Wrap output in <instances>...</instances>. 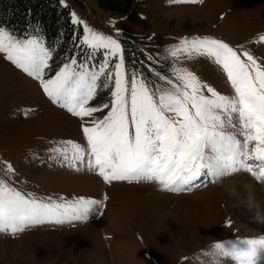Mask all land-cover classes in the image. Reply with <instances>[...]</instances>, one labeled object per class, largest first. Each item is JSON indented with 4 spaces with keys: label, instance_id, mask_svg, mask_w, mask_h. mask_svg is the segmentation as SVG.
Returning <instances> with one entry per match:
<instances>
[{
    "label": "rangeland",
    "instance_id": "374dc122",
    "mask_svg": "<svg viewBox=\"0 0 264 264\" xmlns=\"http://www.w3.org/2000/svg\"><path fill=\"white\" fill-rule=\"evenodd\" d=\"M59 1L72 21L82 22L76 23L82 40L85 28L91 29L116 39L121 51L110 59L89 101L98 111L85 117L53 103L37 79L0 52V181L26 197L91 198L100 202L99 211L78 221L61 217L59 224L0 231V264H217L205 255L214 243L264 236V181L245 170L215 179L201 176L191 190L174 192L155 180L105 182L98 170L79 164L76 170L55 151L67 148L70 155L67 141L87 151L82 126L92 127L107 115L104 105L114 87L107 71H114L120 56L126 79H144L157 96L184 90L177 69L191 71L221 94H234L212 59L170 53L182 47L184 38L207 37L227 43L245 62V53L252 55L264 67V0ZM103 60V50L88 48L81 63L98 70ZM70 62L52 56L44 79ZM225 124L227 132L235 131L226 118ZM253 146L255 141L249 143ZM221 264L236 262L227 258Z\"/></svg>",
    "mask_w": 264,
    "mask_h": 264
},
{
    "label": "snow or ice",
    "instance_id": "6c2138e0",
    "mask_svg": "<svg viewBox=\"0 0 264 264\" xmlns=\"http://www.w3.org/2000/svg\"><path fill=\"white\" fill-rule=\"evenodd\" d=\"M38 32L37 28L35 34L17 37L0 26V52L37 79L53 103L74 116H91L98 109L90 107L89 101L97 93L98 81L109 68L110 59L120 53V44L111 36L85 28L81 43L103 50V64L97 70L72 58L46 80L52 52ZM180 44L182 47L171 56L182 51L212 59L226 74L234 94H221L191 71L177 69L174 72L184 90L157 96L144 79H126L120 56L114 71H107V79L114 80L112 99L104 105L109 109L107 115L93 121L92 127L82 126L87 151L73 141L65 142L71 146L70 155L67 148L55 150L68 166L96 169L105 182L155 180L174 192L191 190L201 176L215 179L240 170L264 181V67L247 53V62L241 60L233 48L218 39L184 38ZM225 118L235 131L225 130ZM252 141L255 146L249 148ZM7 168L12 171L11 165ZM61 200L37 199L31 194L26 197L0 181V231L16 233L27 225L59 224L64 222L61 217L78 221L99 211L100 202L91 198ZM262 253L264 236L216 242L205 255L215 257L217 264L227 258L236 264H260Z\"/></svg>",
    "mask_w": 264,
    "mask_h": 264
},
{
    "label": "trees",
    "instance_id": "16d2710c",
    "mask_svg": "<svg viewBox=\"0 0 264 264\" xmlns=\"http://www.w3.org/2000/svg\"><path fill=\"white\" fill-rule=\"evenodd\" d=\"M0 26L18 37L38 34L58 60L83 62L88 48L82 45V28L71 20L70 10L59 0H0Z\"/></svg>",
    "mask_w": 264,
    "mask_h": 264
},
{
    "label": "bare ground",
    "instance_id": "6f19581e",
    "mask_svg": "<svg viewBox=\"0 0 264 264\" xmlns=\"http://www.w3.org/2000/svg\"><path fill=\"white\" fill-rule=\"evenodd\" d=\"M84 231H85V230H84ZM87 231H88V230H87ZM87 231H86V232H87ZM86 234H87V233H85V235H86Z\"/></svg>",
    "mask_w": 264,
    "mask_h": 264
}]
</instances>
